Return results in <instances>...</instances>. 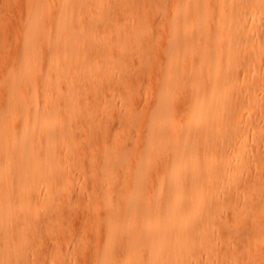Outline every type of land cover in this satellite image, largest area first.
<instances>
[{
  "label": "bare ground",
  "instance_id": "1",
  "mask_svg": "<svg viewBox=\"0 0 264 264\" xmlns=\"http://www.w3.org/2000/svg\"><path fill=\"white\" fill-rule=\"evenodd\" d=\"M86 1L25 0L21 47L15 55V67L7 74L6 103L0 112V264H28L27 242L28 237H32L29 232L34 230L33 221L39 217L40 209L46 204L60 210L58 197L62 189L66 188L65 185L69 184L62 183V158L73 142L70 135L74 124L70 123L71 114L64 112V102L68 101L72 113L76 114L80 83L87 79L86 82L93 81L91 71L100 66L94 62L100 61L101 55L105 62L113 61L108 52L109 44L105 43L107 35L108 38L109 35L114 37L116 33L115 29L111 31L115 20L112 17L110 19L107 9L111 0H92L93 5L84 9L83 3ZM151 1H155L151 19L157 22L154 18L164 9L162 3L165 0ZM124 2L115 0L120 8ZM173 3L164 28L162 47L159 46L164 57L162 65H157L161 67V74L156 83L154 106L146 115L144 144L137 160L134 156L129 158L136 163L130 170V186L122 196L120 194L119 199L117 185L110 175L113 161L106 149L103 150L107 167L106 191L93 197L98 200L94 208H104L106 212L99 219L101 242L91 264H212L216 247L222 243L216 223L218 212L226 200L243 201L237 187L228 189L227 186L233 179L240 178L243 166L255 165L254 159L260 153L257 150L255 153L249 152L247 157L238 160L240 154L245 152L243 142L247 141V136L240 119L237 120L239 113L233 101L234 88L238 82L236 79L240 76V61L234 63L230 60L234 59L241 47L244 48L246 40L259 34L256 26L264 25V0H174ZM84 14L89 15L88 23L82 27L76 24V27L74 23L80 21ZM113 16L115 18V13ZM132 19L139 23L145 17L134 15ZM137 25L132 26V32L146 30ZM98 28H105L107 32L104 33L106 36H102L101 47H96L93 62L87 53L95 47V40L98 41L95 33ZM114 28L118 31L117 26L114 25ZM120 32V35H124L130 30ZM191 33H196L195 41L187 36ZM180 48L181 52L195 54V60L181 58ZM257 49L261 50L258 45ZM203 66L207 72L201 77L195 69ZM118 67H122L120 63ZM253 72L248 69L244 71V76L248 78ZM182 76L190 79L185 97L188 106L186 114L182 116L186 125L177 120L176 103L172 98ZM84 77L87 79L83 81ZM119 83L122 84L121 81ZM127 101L129 103V99ZM165 164L166 168L158 172ZM239 165L242 166L241 170ZM152 169L155 171L153 186L150 185L149 175ZM249 174L241 181L242 184L247 181ZM98 182L95 190L101 184ZM241 183L238 187L242 186ZM261 193L259 202L246 203L252 211L259 205L264 206V192ZM162 195L165 197L161 200L159 197ZM257 225L253 246L264 251V227L258 222ZM262 261L264 264V258Z\"/></svg>",
  "mask_w": 264,
  "mask_h": 264
},
{
  "label": "rangeland",
  "instance_id": "2",
  "mask_svg": "<svg viewBox=\"0 0 264 264\" xmlns=\"http://www.w3.org/2000/svg\"><path fill=\"white\" fill-rule=\"evenodd\" d=\"M124 1L125 2L123 4V7L120 8L119 5L117 6V4L115 3V0H111L107 8L109 10L108 11L109 15H111L109 16L110 19L112 17V20L113 19L115 20L114 21L115 27L116 26L118 27V31H116L117 28H114V25L111 26L112 28L111 31L114 32L113 29H115V32L118 33L119 35L116 36L115 35L116 33H114V37L113 35H109L108 38V35L106 36L104 34L107 32L105 28L96 29L95 33H96V39H98V41L95 40V44H94L95 47L93 46L91 49L88 50L87 53L89 54L88 57L89 58L91 57L92 61L94 62L93 59L96 58V53H97L96 47H99V45L101 47V43L103 40L102 36L104 34V36H106V38L104 37L106 41L105 43L109 44L108 52L111 55L113 61L110 60V62L107 61L108 62L107 63L105 62L106 60L104 57L101 58L102 57L101 55V57L100 56L99 57L101 60L104 61L100 60L94 62L96 66L98 65L97 63H99L100 66L104 64V66H102V68L100 66H97L94 70L95 72L91 71L92 72L91 80L93 81L86 82L88 79L87 77H84L83 81L86 78L87 79L85 80L86 83L85 82L80 83L81 88L78 89L80 90L78 91V93L80 92L79 93L80 97L78 95L79 97L77 98L78 105L76 108L78 109V112L76 114L72 113L73 109L68 104V101L64 102V112L66 114L69 113L71 114L70 123L71 124L74 123L72 125L73 132L70 135L71 138H73L74 143L72 142V144L70 145L71 150L69 148V150L67 151V154L69 155L66 154V156L62 158L63 159L62 167L64 168V172L62 173V183L64 185L69 182V184L65 185L66 188L64 187L62 189L60 198L58 197L60 201L59 206L61 205L59 208L60 210L45 204L44 207H42L39 211V215H38L39 217H37L36 220L33 221V223L35 222V225L33 226L34 230L31 229V232H29V236L32 237L31 238L28 237L29 243L27 242V247H28L27 255L29 259L28 264H30L31 262L32 263L34 262L36 264L93 263L95 252L97 251L101 242V234H100L101 227L99 225V219L104 217L106 212L104 208H99V209L94 208L98 200H96V198L93 197L95 196V194H98L99 192H100L99 195H101L104 194L106 191V187L104 186L105 183L107 185V182L105 180V172L107 171V167L103 155L104 148L106 149L109 157L112 159L111 161H113L110 168V175L114 178L115 183L117 185V189H116L118 190L117 195L119 193V196H117V198L119 199L120 194L122 196V194H124L130 186V182H129L130 181L129 174L131 172L130 170L131 167L134 168V165L136 163L135 160L138 159V156L144 144V138L146 134L145 125L148 119V116L146 117V115H149V113L151 112L154 106V101H155L154 93L157 91L156 83L159 81L158 75L160 78V74H161L159 69L161 67H158L157 65L159 66L162 65L163 57H164L162 48L160 49V47H162L161 45L164 40V28L170 16V11L172 10L174 0H165L162 3L164 9L161 12H159L156 18H154V20H157V22L151 19V13L155 8V1L153 2L151 0H136L135 2L133 0H131V2L129 0H124ZM127 1L130 3L128 4ZM127 4H128V8H127ZM57 5L58 3H56V6ZM83 5H84L83 6L84 9H86L89 6H92L93 2L92 0H87L85 3H83ZM110 5L112 6V8H110L111 7ZM116 7L118 9H115ZM144 9H145V13H144ZM114 13H115V18H113ZM24 15H25V0H0V34L2 36L0 37V41H2L0 42V46L4 44V46L2 45V48H0V75L2 76V77L0 76L1 77L0 78V112L3 110L4 105L6 103L5 97H6L7 74L8 71H10L15 67V55L21 47L20 39L23 33L22 21ZM134 15L143 16V18L145 17V19L144 21L140 20L139 23H135L134 21H132L133 20L132 16ZM127 19L130 20L132 19V20L129 21ZM88 20H89V15L84 14V16L80 19V21H76L74 25L76 26V24L77 25L80 24L81 27L85 26L88 23ZM159 21L162 22L163 24L160 23ZM125 22H127V24ZM136 25L137 27H139L140 25V28L143 27L144 29L146 28V30L143 31L138 30L136 31V33L134 31L132 32V30H134V27H136ZM256 27L259 31V34H257L256 36L253 35V37L246 40L243 43L244 48L241 47V49L238 50L237 53L234 55V59L230 60V62L238 63V61H240V63H238L240 76L237 77L236 79L238 82L236 83V86L234 88L235 90L233 93L234 94L233 101H234V106L237 112L239 113L238 115L239 117L237 118V120L240 119V124L241 126L244 127V131L246 132V136H247L246 137L247 141L244 140L243 142L245 152L240 154L238 160L240 161L242 158L247 157V155L250 154L249 152L255 153V151L257 150L260 153L254 159V161L256 162L255 165L247 164V166L245 165L246 167L243 166V169L242 166L240 167L239 165L238 167L240 168V170L242 169L240 171V178L237 177L236 179H233L232 182L227 186L228 189H233L237 187L239 190L238 194L243 198V201L238 203L235 199L226 200L223 204L222 209L218 212L219 215L217 216L216 223L218 226V236L220 237V239H222V243H220L216 247L217 249L216 257L213 260L212 264H262L263 263L262 258H264V251L260 248H257L256 245L253 246L255 241L254 238L256 236L255 230L256 229L258 230L257 222L258 224H262L264 227V216H263L264 206L259 205L255 211H252L249 208V206L246 204L248 201L259 202L260 199L259 192L260 194H263L261 192H264V179H263L264 178L263 175L264 174V170H263L264 169V149H263L264 148V25H257ZM124 28L126 30H130V32L129 33L125 32L124 35L123 34L120 35L121 33L120 31L122 30L123 32L125 31ZM130 36L131 39L133 38V40L130 39ZM187 36L190 39H192V41H195L197 39L196 33H191ZM139 38L140 41L138 40ZM155 38L156 39L158 38L157 41L155 40ZM120 40H121V44L119 47L118 43H120ZM127 41L129 44L127 43ZM154 42L155 43L158 42V43L154 44ZM138 44H140V46H138ZM155 45H156V50H155ZM257 45L261 48V50L257 49ZM180 47H182V44L180 45ZM138 48L140 50H138ZM120 49H122V52H119ZM125 49H126L125 51L126 53L123 52ZM147 49H149V51ZM44 50L45 49L43 48L42 52H44ZM138 53L139 55H138V63H137ZM179 54L181 58H184L185 60L188 61L195 60L196 57V55L193 53L189 54L188 52H183V51L181 52V48ZM255 54L258 55L257 58H255ZM143 56L146 58H144ZM124 57L129 59H127L126 61ZM119 63L120 66L122 67H118ZM105 64L108 65L106 66ZM112 67L115 69H113ZM98 68L100 73H98L99 72ZM119 68L121 69V71ZM123 69L127 70V72L126 71L124 72ZM248 69H252L254 72L251 76L246 78L244 76V71ZM195 71H197L196 73H199L202 77L204 73L207 72V69L205 66H203L197 70L195 69ZM120 73L121 76H119ZM151 75L152 76L155 75L154 76L155 78L152 77ZM183 78L184 80H182ZM188 80L190 81V79L182 76V78L180 79L181 85L179 83V88L172 96L174 102L176 103L175 104L176 112L178 113L176 118L180 122H183L182 116L186 114V110H187L186 108L188 106L186 99L188 94V87L190 84ZM120 81L121 83L123 82L121 85L119 83ZM125 84L128 87H126ZM124 86L128 90L125 89ZM37 90H39V88H37ZM87 90L88 93H85ZM91 90L94 91L90 92ZM81 94H82V98H81ZM128 99H129V103L127 101ZM84 111L86 114L84 113ZM86 111L87 112L89 111L88 112L89 115L87 114ZM132 113L135 114V116L132 115ZM72 114L75 116H73ZM84 114L86 117L84 116ZM80 115L82 117H80ZM81 119L84 120L81 121ZM136 119H140L142 121L139 122V120L137 121ZM72 120L74 122H72ZM98 123L101 125H98ZM138 123L141 124L138 126ZM183 123L186 125L185 122ZM75 124L77 126H75ZM133 125H136V127H132ZM95 126L96 128L93 129ZM100 132L103 134V136ZM120 156L122 157L119 158ZM132 156H134L135 159L134 161L133 159H129ZM249 165L251 168H249ZM165 168H166V164L163 166V169L159 168L157 171L160 172ZM98 170L100 171L98 172ZM153 171L154 170L152 169L149 173L151 186H153V181H154L153 176L155 175V171L154 174ZM248 172L250 174L247 178V181L242 184L241 181L244 179L246 175H248ZM95 176L96 177L98 176L97 178L98 179L100 178V180H98L97 178H93ZM94 179L95 181H93ZM103 180L105 182H103ZM98 181H100L101 184L98 187V189L95 190V188H97L96 186L99 185ZM239 183L242 184L241 187H238ZM82 187L84 189H82ZM84 190L86 191V193ZM62 196L64 199L66 197L65 200L67 202L65 201V204ZM164 197L165 196L162 195L159 198L162 200ZM69 200L71 205H69L70 204ZM67 204L69 205V207ZM59 214L61 217L59 216ZM252 217H254V219H252ZM263 230L264 228L262 229V235L264 237ZM254 233L255 235L253 236L252 234ZM56 246L57 248H55ZM55 250H57L56 251L57 253L55 252ZM54 252L57 255V258Z\"/></svg>",
  "mask_w": 264,
  "mask_h": 264
}]
</instances>
